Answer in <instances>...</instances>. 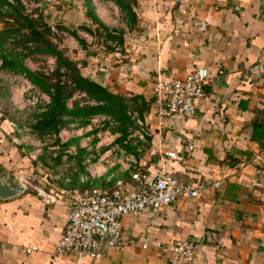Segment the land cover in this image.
Instances as JSON below:
<instances>
[{
    "label": "crops",
    "instance_id": "1",
    "mask_svg": "<svg viewBox=\"0 0 264 264\" xmlns=\"http://www.w3.org/2000/svg\"><path fill=\"white\" fill-rule=\"evenodd\" d=\"M42 1L59 5V9L51 10L49 20L60 19L75 26L88 48H96L90 40L92 35L75 24L89 26L94 35L97 22L89 12L112 35L122 36L127 52L122 59L94 53L91 65L81 66L98 73L110 91L142 108L148 135L144 142L129 141L126 145L116 141L115 130L110 139L116 140L100 151V142L79 136V132L68 142L65 130H61L60 146L64 142L74 146L67 155L71 176L65 183L61 175L53 176L63 150L56 151L51 168L44 164L41 168L38 160L10 141L11 127L0 108V162L8 171L31 176L51 192L62 186L83 187L88 181L106 190L118 180L123 187L135 186L131 172L151 173L160 166L179 180L201 188L196 196L176 197L157 211L141 208L123 214L124 245L104 250L96 258L54 251L67 222V198L62 195L45 203L27 188L0 199V264H167L161 245L172 239L194 241V256L188 264H264V172L256 171L262 161L251 158L255 152L264 157V3ZM198 66H205L209 74L194 115L171 114L156 127L150 113L152 80L183 76ZM4 73L0 71L2 104L8 97L3 93L4 85H8L4 80L9 76ZM253 122L263 131L258 138H250ZM187 142L191 148L184 151ZM114 146L118 152L112 156ZM165 150L177 155L167 157ZM94 152L98 156L89 160L87 156H94ZM215 179H220L217 186L212 184ZM27 246L33 248L27 252Z\"/></svg>",
    "mask_w": 264,
    "mask_h": 264
},
{
    "label": "rangeland",
    "instance_id": "2",
    "mask_svg": "<svg viewBox=\"0 0 264 264\" xmlns=\"http://www.w3.org/2000/svg\"><path fill=\"white\" fill-rule=\"evenodd\" d=\"M52 9H59V5L57 3H45L42 0H0V31L1 29H8L9 33L3 42V46L8 50L17 52L22 66L38 72L49 83L59 78L60 83L65 82L66 86L63 90H67L71 85L68 75L57 76L55 74V57L50 53L36 50L37 44L42 45L49 41L64 57L77 66H90L94 53H100L104 57L108 53V59L112 57L122 59L127 53L122 45V36L112 35L100 21L96 20L97 26L94 28L96 32L94 35L89 26L75 24L81 31L92 35L90 40L95 43L96 48H93L94 50L88 48L87 45L89 44L85 37L79 36L83 34L78 35L76 33L75 26L66 25L60 19L53 20V22L49 20ZM27 22H31V28L27 26ZM33 37L35 40H32ZM0 71H12L8 79L4 80L8 82V85H4L6 89L3 94L8 97L3 104L0 102V108L11 127L9 139L18 144L28 157L32 155L31 159L38 160L41 168H43V164L48 168L52 167V161L57 158L58 153L56 151L58 150H63L62 154L65 155L72 154L73 145L68 146L64 142L60 146L61 130H65L64 136H67L66 141L68 142H71L74 137H78L76 132H79V136L87 135L89 140L101 143L100 151L103 147L106 148L111 143L110 141L116 140L110 139L115 130H117L119 137L116 141L126 145H129V141L134 144L144 142L148 135H144L143 139L137 137L139 126H148V124L143 121L142 108L123 97L121 102L124 107L121 112L117 113V116L107 112H98L81 117L63 115L62 117L66 119V122L58 126L55 131L39 133L34 125L39 118L38 113L45 109L49 96L19 71L1 66ZM59 71H63L62 66L59 67ZM27 82L28 85H26ZM26 86L27 88H25ZM13 88H17V90ZM107 89L110 90L108 87ZM12 95L13 98L9 99ZM64 102L67 107H80L93 104L96 101L88 97L85 92L74 90L64 98ZM126 150L131 151L133 149L127 147ZM44 151H46V155H44ZM116 152L118 149L114 146L111 152L112 156ZM46 156L47 159H44ZM97 156L95 153L94 156L87 157L90 160ZM30 182L35 183L32 179Z\"/></svg>",
    "mask_w": 264,
    "mask_h": 264
},
{
    "label": "built area",
    "instance_id": "3",
    "mask_svg": "<svg viewBox=\"0 0 264 264\" xmlns=\"http://www.w3.org/2000/svg\"><path fill=\"white\" fill-rule=\"evenodd\" d=\"M260 1L264 3V0ZM11 72L8 71L6 74L9 76ZM208 74L205 66H198L183 76H175L168 80L157 77L152 80L150 113L151 121L156 127L161 126L163 118L171 114L182 117L194 115L196 100L204 94ZM146 134L148 126L140 125L137 137L143 139ZM190 148L191 144L187 142L184 151ZM163 154L175 157L177 152L165 150ZM29 156L32 158V155ZM251 158L253 161L264 163V157L258 152L253 153ZM262 162L259 164L260 170H256L261 173L264 172ZM57 175H61L65 183L70 180V159L65 154L61 155V161L53 176ZM130 175L137 185L123 187L122 182L118 180L110 190L88 181L83 187L62 186L57 192H51L44 190L37 183L30 182V179L33 180L31 176H20V181L25 189L31 188L42 202H52L62 195L67 198L65 210L67 222L54 251L58 254L74 251L77 256L88 255L96 258L104 250H116L124 245L126 240L122 235L121 225L123 214L141 208L157 211L176 197L196 196L201 188L200 185L179 180L163 166L151 173L135 170ZM219 183L220 179L212 181L214 186ZM142 246H145V243H142ZM161 246L167 254V264H188L193 259L195 243L190 239H172ZM32 248L33 246L24 247L27 252Z\"/></svg>",
    "mask_w": 264,
    "mask_h": 264
},
{
    "label": "trees",
    "instance_id": "4",
    "mask_svg": "<svg viewBox=\"0 0 264 264\" xmlns=\"http://www.w3.org/2000/svg\"><path fill=\"white\" fill-rule=\"evenodd\" d=\"M92 19L98 21L92 12L88 13ZM99 22V21H98ZM28 27L31 22L26 23ZM9 35L8 29H1L0 31V66L9 68L13 71H19L27 79L34 82L49 96V101L45 109L38 113V119L34 125L35 129L39 132H47L56 130L58 126L66 122L62 116L81 117L98 112L112 113L117 116L121 112L124 105L121 102L122 96L118 93L112 92L107 89L98 73L95 71H87L82 66H77L74 62L64 57L55 46L46 41L42 45L36 46V50L40 52L50 53L55 57L56 68L55 74L65 75L70 78L71 85L67 90H63L66 86L65 82L60 83V79L56 78L53 82L49 83L38 72H34L20 64L18 53L8 50L3 46L5 38ZM32 40H35L33 37ZM63 67V71H59V67ZM162 79V78H161ZM164 80V79H163ZM79 90L86 93V95L96 102L90 105L67 107L64 98L69 96L72 91ZM258 123H252V132L250 138H258L263 134Z\"/></svg>",
    "mask_w": 264,
    "mask_h": 264
},
{
    "label": "water",
    "instance_id": "5",
    "mask_svg": "<svg viewBox=\"0 0 264 264\" xmlns=\"http://www.w3.org/2000/svg\"><path fill=\"white\" fill-rule=\"evenodd\" d=\"M25 186L20 181V173L10 170L0 162V199H7L22 193Z\"/></svg>",
    "mask_w": 264,
    "mask_h": 264
}]
</instances>
